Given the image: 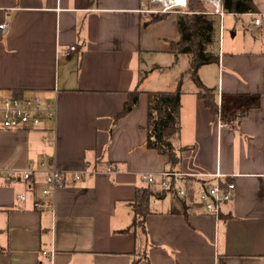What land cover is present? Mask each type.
Masks as SVG:
<instances>
[{
  "label": "crops",
  "instance_id": "1",
  "mask_svg": "<svg viewBox=\"0 0 264 264\" xmlns=\"http://www.w3.org/2000/svg\"><path fill=\"white\" fill-rule=\"evenodd\" d=\"M148 1L0 0V96L36 95L52 111L35 126L0 128V171L16 174L0 177V264H264V0L253 13L215 15L218 60L197 70L215 114L195 84L183 88L186 67L173 70L184 55L170 50L179 10L145 23ZM179 78L174 143L186 148L175 170L234 183L218 217L195 197L158 192L168 164L145 145L146 91L173 90ZM134 87L136 105L114 121ZM51 165L66 176L45 196ZM147 174L145 228L121 231Z\"/></svg>",
  "mask_w": 264,
  "mask_h": 264
},
{
  "label": "trees",
  "instance_id": "2",
  "mask_svg": "<svg viewBox=\"0 0 264 264\" xmlns=\"http://www.w3.org/2000/svg\"><path fill=\"white\" fill-rule=\"evenodd\" d=\"M202 0H186L185 8L177 12L178 37L170 41V50L177 57L179 54L188 55V67L185 72L193 80L196 87V94L201 98L212 114L217 112L214 88L206 87L197 75L201 65L216 62L218 53L211 49L215 41L214 18L215 15L208 13L211 9L204 8ZM222 7L226 13L255 12L256 6L253 0H222ZM167 12H149L145 23L154 22L163 18ZM210 45V46H209ZM181 78L173 90H148L147 126L145 145L155 149L158 153L167 157L169 170L175 167L181 160V152L186 146H178L174 140L179 134V108L181 95ZM140 90L134 87L127 91V97L122 108L114 115V121L124 116L136 105ZM188 192L187 199H181L183 204L193 202L192 191L193 178L183 179ZM146 187L141 188L134 199L129 202L132 208L133 217L130 225L121 231H128L130 228H145V215L148 212L149 197L155 191ZM174 186V182H171ZM165 190H158L162 194ZM148 264V262H146Z\"/></svg>",
  "mask_w": 264,
  "mask_h": 264
},
{
  "label": "built area",
  "instance_id": "3",
  "mask_svg": "<svg viewBox=\"0 0 264 264\" xmlns=\"http://www.w3.org/2000/svg\"><path fill=\"white\" fill-rule=\"evenodd\" d=\"M150 2H155L158 0H149ZM209 2L211 4V10L208 13L217 15L220 18L223 16L225 11L222 7V0H202ZM160 2V1H159ZM161 3V2H160ZM186 0L183 4H170L164 5L163 8L159 10H148V11H157V12H169L170 8L175 7H184ZM255 23L259 22L258 18L254 19ZM7 26V22L0 23V30H4ZM73 49V46L70 47ZM50 117L52 111L41 104L38 96L29 95L26 97H19L16 95L12 96H0V128L1 129H19L27 124L33 126L39 124L40 118L42 115ZM44 163L41 162V165ZM2 173L7 178H12L16 174L14 170L7 169L0 171V177ZM65 172L51 165L45 172V183L46 187L42 189V193L47 196L50 194L56 187L62 185L65 180ZM83 176L82 172H75L72 174V179H78ZM32 177V171L29 169H24L21 171V178L23 180H29ZM189 177L193 178L192 191L196 201L203 208V211L207 214L214 215L218 217L222 211V206L229 202L232 199L234 191V183L229 180L221 179L220 173H185L179 172L176 170H163L161 172V179L159 180V187L161 190H171L177 196L182 199H187L188 192L186 190L183 179ZM144 179L148 183L155 182V176L153 174H147L144 176ZM174 182V186H171V182ZM19 199H24L25 194L21 193L17 195ZM34 205L40 207L41 204L34 202ZM45 253V251H43Z\"/></svg>",
  "mask_w": 264,
  "mask_h": 264
},
{
  "label": "rangeland",
  "instance_id": "4",
  "mask_svg": "<svg viewBox=\"0 0 264 264\" xmlns=\"http://www.w3.org/2000/svg\"><path fill=\"white\" fill-rule=\"evenodd\" d=\"M148 0H146V2H147ZM199 4L200 5H202L204 8H207V9H211V4L209 3V2H205V1H201V3L199 2ZM147 9L148 10H159V9H161V8H163V6H162V4L159 2V0L158 1H155V2H150V1H148V3H147ZM185 8V6L184 7H181V8H179V7H175V8H170L169 10H172V11H174V10H176V9H178L179 11L180 10H183ZM149 12H151V11H149ZM148 12V13H149ZM152 12H157V11H152ZM147 13V14H148ZM230 24H231V17H229V16H225V19H224V34H225V36H227V35H229V36H231V31H230ZM214 25H215V30H214V32H215V34L217 35V32H218V18L217 17H215L214 18ZM237 38H240V35H239V33H238V35H237ZM218 41H217V39H216V41L213 43V46L215 47L216 46V43H217ZM210 46V45H209ZM188 55H186V54H184V55H182V57H181V59L176 63V65H175V67H174V69L173 70H179V71H183V69H185V67L187 68L188 67ZM143 67V70H144V72L147 70V68H148V66H142ZM142 70V71H143ZM143 73V72H142ZM157 74V73H156ZM166 74H168V73H166ZM166 76H168V75H166ZM170 76V75H169ZM183 88H187V87H190L191 86V88H195L194 87V83H193V80L191 79V77L188 75V74H185V75H183ZM151 85H153V84H151Z\"/></svg>",
  "mask_w": 264,
  "mask_h": 264
},
{
  "label": "bare ground",
  "instance_id": "5",
  "mask_svg": "<svg viewBox=\"0 0 264 264\" xmlns=\"http://www.w3.org/2000/svg\"><path fill=\"white\" fill-rule=\"evenodd\" d=\"M162 4L164 5H170V4H183L184 0H159ZM214 2H216V0H212Z\"/></svg>",
  "mask_w": 264,
  "mask_h": 264
}]
</instances>
